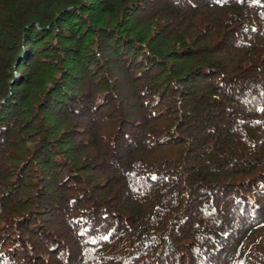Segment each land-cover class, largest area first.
<instances>
[{
    "label": "trees",
    "instance_id": "obj_1",
    "mask_svg": "<svg viewBox=\"0 0 264 264\" xmlns=\"http://www.w3.org/2000/svg\"><path fill=\"white\" fill-rule=\"evenodd\" d=\"M0 264H264V0H0Z\"/></svg>",
    "mask_w": 264,
    "mask_h": 264
},
{
    "label": "snow or ice",
    "instance_id": "obj_2",
    "mask_svg": "<svg viewBox=\"0 0 264 264\" xmlns=\"http://www.w3.org/2000/svg\"><path fill=\"white\" fill-rule=\"evenodd\" d=\"M105 239H106V237H105Z\"/></svg>",
    "mask_w": 264,
    "mask_h": 264
}]
</instances>
